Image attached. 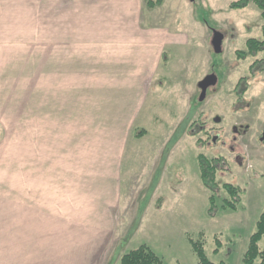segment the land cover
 <instances>
[{"label":"crops","instance_id":"0c3cea01","mask_svg":"<svg viewBox=\"0 0 264 264\" xmlns=\"http://www.w3.org/2000/svg\"><path fill=\"white\" fill-rule=\"evenodd\" d=\"M145 9V0H0V64L10 69L21 57L15 75L23 90L21 109L27 110L24 95L34 87L39 115L32 125L90 128L95 134L89 142L96 145L77 156L68 151L61 172L59 153L54 156L50 182L44 173L39 181L36 159L31 170L37 183L29 186L25 179L21 185L18 227L7 225L17 224L10 215L0 216V264H119L122 247L111 253L107 248L120 220L115 212L126 195L138 201L143 195L136 192L144 189L130 180L123 193V176L127 179L134 159L129 149L147 136L170 139L166 125L187 116L180 106L176 115L165 108L178 105L169 95L180 92L183 78L170 65L175 57L186 65L179 49L193 35L179 33L174 23H156ZM172 81L176 86L169 87ZM158 151L165 156V147L151 151L148 183L155 180ZM160 187L157 179L151 201ZM29 191L48 194L37 204L57 214L29 218ZM55 222L59 226L42 230Z\"/></svg>","mask_w":264,"mask_h":264},{"label":"rangeland","instance_id":"374dc122","mask_svg":"<svg viewBox=\"0 0 264 264\" xmlns=\"http://www.w3.org/2000/svg\"><path fill=\"white\" fill-rule=\"evenodd\" d=\"M232 1L164 0V3L150 8L145 0V13H150L153 21L174 23L179 25V33L193 35L190 45L182 44L179 49L186 65H182V59L176 60L178 57L170 65L172 71L175 66L179 68L183 78L180 92L169 95L178 105L167 103L165 108L176 115L179 112L175 109L180 106L181 112L186 110L187 116L180 124L173 121L172 126L166 125L165 131L170 132V139L168 135L161 138L162 141L147 136L135 148L129 149L134 159L132 169L125 172L127 179L123 176V193L127 192L126 183L133 180L144 188L136 195L143 196L136 201L126 195L123 204L117 207L115 213L119 214L120 220L109 239V253L118 246L125 253L146 243L165 264H199L190 238H201L207 255L217 264L221 261L224 264H246L243 255L264 209V49L256 54L247 52L243 57L239 52L247 50L249 37L263 38L264 20L255 3L232 8ZM187 27L193 31L190 33ZM213 28L223 33L220 52L214 50L211 42ZM19 60L21 57L10 69L1 68L0 64V69L12 71L7 75L0 70V216L10 215L17 222L10 225L8 221L12 230L18 227L20 198L23 196L21 185L25 184V179L29 186L35 185L38 178L43 180L44 173L45 182H50L55 170L54 156L59 153L56 169L61 172L68 151L77 156L85 146H96L89 142V136L95 134L90 128L31 124V120L36 122V114L39 115L35 89L30 88L24 95L28 108L23 111L20 105L23 90L20 80L15 77L19 74L16 72ZM212 72L217 74V83L209 86L205 98L200 100L198 82ZM242 79L246 80V88L241 94L237 87ZM172 85L176 86L174 81L169 87ZM47 113L49 119L54 115ZM54 141L57 142L55 146ZM164 147L163 159L161 151L157 152L160 159L159 166L156 160L155 180L148 183L153 170L152 165H147L152 160L151 151ZM200 152L209 157L223 155L226 159V166L217 172L220 188L215 193L217 209L213 215L209 214L212 192L200 177L197 159ZM36 159L40 169L38 178L35 169L31 170L36 167ZM144 172V176L138 179ZM157 179L161 180V187L156 192L158 197L151 201ZM225 182L243 189L236 209L224 207V198L228 196L223 187ZM44 192L29 191L27 194L29 218L57 214L51 207L37 204L38 199H47L48 194ZM137 205L140 207L138 214ZM53 226L59 224L44 223L42 230H51ZM217 239L221 244L219 251L215 252ZM259 263L257 258L253 264Z\"/></svg>","mask_w":264,"mask_h":264},{"label":"trees","instance_id":"16d2710c","mask_svg":"<svg viewBox=\"0 0 264 264\" xmlns=\"http://www.w3.org/2000/svg\"><path fill=\"white\" fill-rule=\"evenodd\" d=\"M164 0H147V6L150 8L158 3H162ZM251 2L255 3L261 10V16L264 20V0H233L230 3L232 8H244L248 6ZM207 23L208 21L205 20ZM247 50L239 52L240 56H244L247 52L252 54L258 53L260 50L264 49V22H263V38H257L251 36L247 39ZM246 80L242 79L237 87L238 93H243L246 84ZM197 159L200 168V177L203 184L212 192L209 197L210 206L209 214L213 215L217 209L216 206V194L219 191L220 184L217 179V172L219 169L226 166L225 157L213 156L209 157L205 153H198ZM223 187L226 189L228 196L224 198V207L231 209H236L238 203L241 200V195L243 189H240L238 185L232 182H225ZM193 249L197 254L199 264H217L209 258L205 251L204 242L200 239L190 238ZM262 242V244H260ZM218 246L215 248V252L220 249V240L217 239ZM259 258L260 263L264 264V209L261 212L257 222L256 230H254L248 241L247 248L243 255V262L246 264H253L255 260ZM120 264H165L162 257L158 255L148 244L142 243L139 246L125 252L120 258ZM218 264H224L223 261Z\"/></svg>","mask_w":264,"mask_h":264},{"label":"water","instance_id":"95a60500","mask_svg":"<svg viewBox=\"0 0 264 264\" xmlns=\"http://www.w3.org/2000/svg\"><path fill=\"white\" fill-rule=\"evenodd\" d=\"M212 32H213L211 38L212 45L216 52H220L222 50L223 33L215 28H213ZM216 83H217V74L214 72L205 75L198 82V86L201 88L200 100H203L205 98L208 87Z\"/></svg>","mask_w":264,"mask_h":264},{"label":"flooded vegetation","instance_id":"af4514ba","mask_svg":"<svg viewBox=\"0 0 264 264\" xmlns=\"http://www.w3.org/2000/svg\"><path fill=\"white\" fill-rule=\"evenodd\" d=\"M207 74H209V73H207ZM207 74H206V75H207ZM199 88H200V87H199ZM200 93H201V88H200Z\"/></svg>","mask_w":264,"mask_h":264}]
</instances>
